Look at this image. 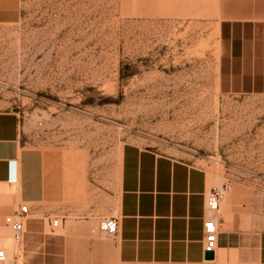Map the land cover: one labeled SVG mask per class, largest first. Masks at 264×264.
<instances>
[{
	"label": "rangeland",
	"instance_id": "374dc122",
	"mask_svg": "<svg viewBox=\"0 0 264 264\" xmlns=\"http://www.w3.org/2000/svg\"><path fill=\"white\" fill-rule=\"evenodd\" d=\"M222 1L0 0V111L95 166L127 142L175 154L226 185L217 214L227 193L264 220V94L218 88Z\"/></svg>",
	"mask_w": 264,
	"mask_h": 264
},
{
	"label": "crops",
	"instance_id": "0c3cea01",
	"mask_svg": "<svg viewBox=\"0 0 264 264\" xmlns=\"http://www.w3.org/2000/svg\"><path fill=\"white\" fill-rule=\"evenodd\" d=\"M220 4L218 88L264 94V0ZM250 10L260 17L228 18ZM216 181L193 162L133 142L96 166L58 148L27 147L17 114L0 111V249L12 240L6 213L15 201L29 208L22 242L9 255L14 264H264V220L233 201L219 214L220 207L206 210ZM110 216L118 228L106 235L98 222ZM210 216L218 232L206 259L203 221Z\"/></svg>",
	"mask_w": 264,
	"mask_h": 264
},
{
	"label": "built area",
	"instance_id": "2783aa9c",
	"mask_svg": "<svg viewBox=\"0 0 264 264\" xmlns=\"http://www.w3.org/2000/svg\"><path fill=\"white\" fill-rule=\"evenodd\" d=\"M226 188V185L222 187H213L206 195L205 207L206 210L215 213L218 209V202L221 193ZM29 214L28 204L20 203L17 205L11 213L4 217V224L10 229L11 239L20 244L23 239V234L25 231L24 221L27 219ZM52 228L59 226V219L54 218L50 223ZM118 223L115 217L110 216L107 218H102L98 222V230L106 235H113L117 232ZM203 231L204 240L203 247L205 253L208 251L214 252L216 248V235L218 232V225L216 223L215 217L210 216L203 221ZM10 261V256L7 251L2 248L0 249V264H5Z\"/></svg>",
	"mask_w": 264,
	"mask_h": 264
},
{
	"label": "bare ground",
	"instance_id": "6f19581e",
	"mask_svg": "<svg viewBox=\"0 0 264 264\" xmlns=\"http://www.w3.org/2000/svg\"><path fill=\"white\" fill-rule=\"evenodd\" d=\"M209 175H211V177H214L215 178V176L213 174H209ZM223 192H224V190H223ZM221 196H222V193L220 195V198H221ZM220 198H219V200H220ZM228 204H229V195L226 193L225 194V197L223 199V202L221 203V209H223V210L226 209L227 206H228ZM218 207H219V202H218ZM12 242H13L12 249H14L15 248V245H17V244L13 240H12ZM6 251H7L8 255H10V253L13 252V251H10V250H6ZM13 263H15V262L10 258V261L6 262L5 264H13Z\"/></svg>",
	"mask_w": 264,
	"mask_h": 264
},
{
	"label": "water",
	"instance_id": "95a60500",
	"mask_svg": "<svg viewBox=\"0 0 264 264\" xmlns=\"http://www.w3.org/2000/svg\"><path fill=\"white\" fill-rule=\"evenodd\" d=\"M205 258L206 259H212L213 258V252H211V251L206 252L205 253Z\"/></svg>",
	"mask_w": 264,
	"mask_h": 264
}]
</instances>
